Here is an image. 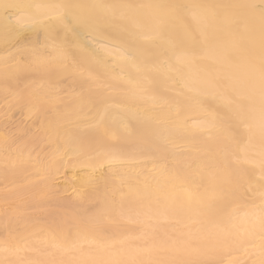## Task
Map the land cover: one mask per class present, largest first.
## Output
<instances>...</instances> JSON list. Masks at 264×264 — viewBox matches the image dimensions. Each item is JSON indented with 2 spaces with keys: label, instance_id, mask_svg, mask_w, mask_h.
<instances>
[{
  "label": "bare ground",
  "instance_id": "bare-ground-1",
  "mask_svg": "<svg viewBox=\"0 0 264 264\" xmlns=\"http://www.w3.org/2000/svg\"><path fill=\"white\" fill-rule=\"evenodd\" d=\"M58 2L108 7L81 9L83 23L59 33L71 61H37L33 48L53 51L44 31L4 5ZM153 18L207 24L211 51L195 49L203 58L184 75L210 84L189 91L154 70L174 63L164 51L174 39L143 38ZM262 53L264 0H0V182L10 188L0 202L20 203L0 205V264H264L259 132L254 162L234 165L240 175L226 184L211 126L235 123L222 96L254 95L258 110ZM64 78L77 91L62 97L51 86ZM97 98L109 104L89 103ZM100 123L116 135L97 139Z\"/></svg>",
  "mask_w": 264,
  "mask_h": 264
},
{
  "label": "snow or ice",
  "instance_id": "snow-or-ice-1",
  "mask_svg": "<svg viewBox=\"0 0 264 264\" xmlns=\"http://www.w3.org/2000/svg\"><path fill=\"white\" fill-rule=\"evenodd\" d=\"M4 7H15L21 9L25 16L28 17L30 22L38 25L45 33V39L52 47V52H42L39 48L31 50L32 56L35 60L40 61L46 57H52L53 54L62 60L71 61V53L65 47L63 42H58L59 33L65 34L73 31L78 25L83 23L81 16V9L84 8H106L108 6L103 4L82 5L72 2H58L47 5H34L31 3H19L15 5H4ZM128 7V6H121ZM145 7V6H141ZM151 7V6H148ZM157 7H169L173 9H180L182 7L194 6H181V5H167ZM33 8L46 9L41 19L37 20L29 15V10ZM124 16L121 15V19ZM195 19V16L193 17ZM134 27L143 32V25L131 21ZM152 35L144 36L145 39H159L160 41L167 42L170 38L174 39L173 46L165 49V52L171 53V59L174 63L165 62L164 64L154 65V70L157 73L166 75L167 78H174L176 83L182 88L189 91H197L199 87L210 84L206 78L193 76L190 80L185 79L184 72L189 69L195 62L203 58L197 56L195 49L199 48L200 51L207 55L211 49L209 46L210 35L207 31V24L196 31H192L187 27H177L163 19L153 18L149 22ZM7 29L5 32L7 34ZM174 34L170 37L169 34ZM135 35V33H133ZM138 53H128V59H137ZM224 104L228 106L234 114L235 123L225 126L223 124L212 123L211 126L217 129V136L224 142V172L225 183L232 184L234 178L240 175V170L234 168V165L253 163L250 159L249 152L254 147L257 130L259 132V167H260V181L261 190L260 196L264 199V53L261 55V66L259 72V108H256L254 95H249L245 99L247 103L240 102V95L236 93L234 96H222ZM90 104H100L106 106L109 104L107 99L97 98L89 99ZM258 112V114H257ZM97 139L104 136H115L116 130L100 123L96 128Z\"/></svg>",
  "mask_w": 264,
  "mask_h": 264
},
{
  "label": "rangeland",
  "instance_id": "rangeland-1",
  "mask_svg": "<svg viewBox=\"0 0 264 264\" xmlns=\"http://www.w3.org/2000/svg\"><path fill=\"white\" fill-rule=\"evenodd\" d=\"M82 72H84V70H81L80 71V73H82ZM71 80H72L71 78H64V80L61 81L60 84L51 86L52 88H57V89L52 90V92L53 93H56V94H60V96L63 97V96H66L69 91H74V90L77 91V87L76 86L74 87L72 85L73 83H72ZM65 88H67L69 90L67 92L66 91L64 92ZM5 96H9L8 93ZM10 99L11 98H9V100ZM3 108H6V102L0 103V109H3ZM22 115H23L22 108H14L13 110H11V116H12V120L14 121V123L16 121H18V120H21L22 121L24 119V117ZM31 122H33V125L34 126L35 125H38L36 117H33L31 119H27V123L30 124ZM10 127L13 128L14 127V124H10ZM35 130H37V129L35 128ZM12 131H14V130H12ZM12 134H13V137L14 138H16L18 136L15 132H13ZM0 191H2L4 193H7V192L10 191V188L9 187H6L5 185L2 184V182H0ZM20 199L23 202H25L26 200L28 202V199L29 198H28V196H23V197H20ZM11 201L12 200L0 202V205H1L2 209H7V208L8 209H11L13 205L19 206V204H20L19 202H15L14 200L12 202ZM51 206L46 207V208H42V209H38V210H34L35 213L33 215H35V218H43L45 216V214H46V209L47 208H51ZM34 211L33 210H30L29 212L32 213ZM30 254H32V252ZM40 254H42V253H40Z\"/></svg>",
  "mask_w": 264,
  "mask_h": 264
}]
</instances>
